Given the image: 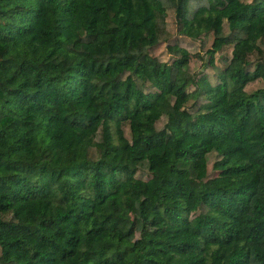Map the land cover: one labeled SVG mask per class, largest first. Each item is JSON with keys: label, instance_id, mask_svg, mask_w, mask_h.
<instances>
[{"label": "trees", "instance_id": "trees-1", "mask_svg": "<svg viewBox=\"0 0 264 264\" xmlns=\"http://www.w3.org/2000/svg\"><path fill=\"white\" fill-rule=\"evenodd\" d=\"M0 264H264V0H0Z\"/></svg>", "mask_w": 264, "mask_h": 264}, {"label": "rangeland", "instance_id": "rangeland-1", "mask_svg": "<svg viewBox=\"0 0 264 264\" xmlns=\"http://www.w3.org/2000/svg\"><path fill=\"white\" fill-rule=\"evenodd\" d=\"M219 64H221V62H219ZM190 109H191V108H190ZM190 109H189V110H190Z\"/></svg>", "mask_w": 264, "mask_h": 264}]
</instances>
